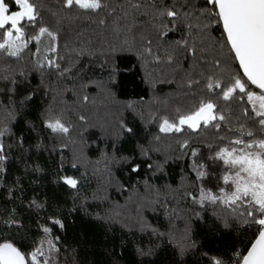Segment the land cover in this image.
I'll list each match as a JSON object with an SVG mask.
<instances>
[{
    "label": "snow or ice",
    "instance_id": "obj_1",
    "mask_svg": "<svg viewBox=\"0 0 264 264\" xmlns=\"http://www.w3.org/2000/svg\"><path fill=\"white\" fill-rule=\"evenodd\" d=\"M48 174L68 215L96 182L111 264H264V0H0V264H85ZM209 218L231 245L194 239Z\"/></svg>",
    "mask_w": 264,
    "mask_h": 264
},
{
    "label": "trees",
    "instance_id": "obj_2",
    "mask_svg": "<svg viewBox=\"0 0 264 264\" xmlns=\"http://www.w3.org/2000/svg\"><path fill=\"white\" fill-rule=\"evenodd\" d=\"M50 2L55 4L57 0H50ZM137 82H139V77H137ZM69 87H71V85H69ZM146 88V85L141 84L140 88L137 89V91L143 93L144 91H146ZM161 88L165 92L169 90L167 85H162ZM115 91H117L118 94L120 92L119 89H115ZM91 94L96 95L97 92L93 91ZM148 95H150V93H148ZM127 98L136 99L138 97L135 95H132L130 97L121 96V99ZM65 100L71 107L75 102V97L72 96L71 93H68L65 97ZM41 102L42 98L36 101L37 104H40ZM88 115L93 120H95L97 116L103 118L104 110L101 108L99 113H96L95 110H92L88 112ZM92 133H96L97 135H99V130L89 129L86 135L91 136ZM102 146L103 145H101V147ZM132 146L133 145L130 143L121 145V147L125 151L129 150ZM65 156L70 158L71 152L67 151L65 153ZM97 156V153H92L90 158L96 159ZM47 158L48 154L44 153L40 158V163L50 170L52 168V165ZM170 171L173 170L170 169ZM54 179V175L48 174L46 178L40 181L39 195L41 197L47 195L50 202L55 201V204L64 210L66 231L59 234L64 238L66 245L70 248L77 249L79 259L85 262V264H111L109 257L104 253L112 247L113 243L118 244L121 236H125V238L127 237L125 231H123L119 225H112L111 229H109L104 225L103 222L97 221L95 219V215L97 213L103 214V210L106 207V205L101 204V202H98L97 200H93L91 197V191L95 189L96 182L93 181L91 186L86 187L82 190L86 194H88L86 211L80 209L77 212L68 215L67 210L73 207V195L66 187H61L54 184ZM113 197L117 198L115 197V194H113ZM118 199L121 203H123L122 196L118 197ZM82 203L83 200L76 201L77 206ZM49 211H52V209L50 208ZM148 218L152 221L153 224H166L162 216H156L149 213ZM175 223L178 227H183L182 222L176 221ZM194 227L196 233L194 239H196L197 241H204L208 248L231 245L236 238L235 234L227 235L222 230L215 229L214 226H212L210 218L207 224L195 222ZM210 227H213L212 231L209 230ZM113 235L116 237L115 240H113ZM145 243H147V240H145ZM172 253V247L167 246L165 243L164 249L158 253L156 264H173V260L176 258L173 257ZM122 264H138V258L134 255L133 249L131 247H129L128 251L125 252L122 259Z\"/></svg>",
    "mask_w": 264,
    "mask_h": 264
},
{
    "label": "rangeland",
    "instance_id": "obj_3",
    "mask_svg": "<svg viewBox=\"0 0 264 264\" xmlns=\"http://www.w3.org/2000/svg\"><path fill=\"white\" fill-rule=\"evenodd\" d=\"M69 152H71V147H70V149L68 150ZM93 160H95V159H93ZM124 199V198H123ZM122 199V200H123ZM98 201V200H97ZM98 202H100V201H98ZM101 204H103V203H101ZM103 205H105V204H103Z\"/></svg>",
    "mask_w": 264,
    "mask_h": 264
}]
</instances>
